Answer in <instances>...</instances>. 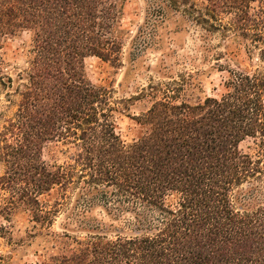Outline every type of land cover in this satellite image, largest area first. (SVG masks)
<instances>
[{"label": "trees", "instance_id": "1", "mask_svg": "<svg viewBox=\"0 0 264 264\" xmlns=\"http://www.w3.org/2000/svg\"><path fill=\"white\" fill-rule=\"evenodd\" d=\"M189 1L151 0L148 17L162 21ZM207 1L210 19L230 16L261 67L231 71L220 97L196 104L179 100L180 88L165 91L139 118L146 134L126 144L110 91L89 81L84 64L90 56L120 62L125 0H0V50L8 36L31 33L29 70L19 76L26 83L0 136V186L10 207L25 206L36 226L49 228L60 204L39 198L75 189L80 215L98 206L115 220L130 216L122 228L130 235L109 238L99 221L76 231L88 239L65 232L75 246L46 264H264V206L250 210L255 194L242 188L264 164V0ZM247 139L256 141L257 159L240 148ZM50 143L66 148L64 164L44 160ZM169 194H177L175 205Z\"/></svg>", "mask_w": 264, "mask_h": 264}, {"label": "rangeland", "instance_id": "2", "mask_svg": "<svg viewBox=\"0 0 264 264\" xmlns=\"http://www.w3.org/2000/svg\"><path fill=\"white\" fill-rule=\"evenodd\" d=\"M150 2L125 0L120 19L124 48L119 63L93 56L84 61L89 81L110 91L112 106L116 108V132L126 144H132L146 134L148 127L141 124L139 118L163 97L165 91L180 88L181 91L175 93L178 99L196 104L204 101L206 96L220 97L225 92L224 84L230 79L231 71L252 72L261 67L256 56L251 60L247 54L250 43L229 25L230 16L210 19L207 0H190L179 12L168 10L162 21L156 20V16L148 17ZM155 24L156 28L152 30ZM212 24L216 28L210 27ZM134 39L136 48L131 45ZM30 40L29 31L19 32L8 36L0 50V81L3 78L7 84L3 86L0 82V136L18 109L20 98L16 90L26 83V80H19V76L25 79L29 70ZM6 77L13 79L12 87ZM240 148L254 159L259 156V147L252 139L244 141ZM43 157L51 165L64 164L68 160L66 148L60 143L48 144ZM4 172L5 166L0 163V177ZM242 188L251 189L250 192L255 194L251 197L250 210L264 206V164L262 174ZM62 194L63 191L56 188L39 198L49 208L60 204L54 223L48 228L36 226L25 206L10 207V193L0 186V264H46L51 257L68 253L75 246L72 239L61 237L65 232L71 238L88 239L92 234L76 231L82 226L91 228L98 221L109 238L120 233L130 235L122 229L128 227L124 218L129 215L115 220L98 206L90 213L80 215L82 209L73 207L75 189L69 190L66 198ZM177 201V194L167 197L169 204L175 205ZM66 225L68 231L64 229Z\"/></svg>", "mask_w": 264, "mask_h": 264}]
</instances>
